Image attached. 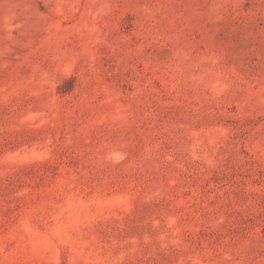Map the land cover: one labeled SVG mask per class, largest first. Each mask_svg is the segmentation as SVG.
Wrapping results in <instances>:
<instances>
[{
    "label": "rangeland",
    "instance_id": "374dc122",
    "mask_svg": "<svg viewBox=\"0 0 264 264\" xmlns=\"http://www.w3.org/2000/svg\"><path fill=\"white\" fill-rule=\"evenodd\" d=\"M0 264H264V0H0Z\"/></svg>",
    "mask_w": 264,
    "mask_h": 264
}]
</instances>
